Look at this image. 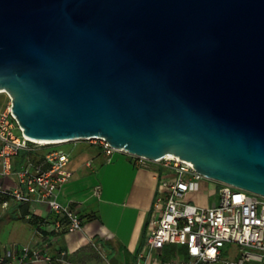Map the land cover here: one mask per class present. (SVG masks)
Segmentation results:
<instances>
[{"label":"water","instance_id":"1","mask_svg":"<svg viewBox=\"0 0 264 264\" xmlns=\"http://www.w3.org/2000/svg\"><path fill=\"white\" fill-rule=\"evenodd\" d=\"M0 92L31 140L104 138L264 197V0H0Z\"/></svg>","mask_w":264,"mask_h":264},{"label":"built area","instance_id":"2","mask_svg":"<svg viewBox=\"0 0 264 264\" xmlns=\"http://www.w3.org/2000/svg\"><path fill=\"white\" fill-rule=\"evenodd\" d=\"M7 94V93H6ZM8 95V94H7ZM21 134L17 135L16 131ZM110 158L117 152L130 155L139 165L148 162L146 157L111 146L104 138L92 140ZM64 144V143H63ZM62 145L38 144L24 134L13 113L11 99L0 107V175L11 177L14 160L22 150L31 146L53 147ZM71 156L63 149H53L40 162L30 161L17 173L16 184L0 193L10 196L21 204L46 205L52 220L39 218L36 233H75L83 229L80 214L58 200V191L70 181ZM163 166L159 193L156 198L149 233L138 264H264V197L218 182L219 199L209 207L189 201L192 193L200 190V182L206 179L194 165L180 158H164L157 161ZM101 187L95 188L100 195ZM9 207V200L2 204ZM35 210V209H34ZM32 211L29 219L36 216ZM169 244L184 247V252L164 258ZM227 244L238 248L237 257L224 249ZM0 245V264H53L56 259L30 246L13 249Z\"/></svg>","mask_w":264,"mask_h":264},{"label":"crops","instance_id":"3","mask_svg":"<svg viewBox=\"0 0 264 264\" xmlns=\"http://www.w3.org/2000/svg\"><path fill=\"white\" fill-rule=\"evenodd\" d=\"M53 149L31 146L22 150L14 160L13 175H0V188H12L17 182V173L23 167L30 161L40 162ZM61 149L71 156L69 169L72 177L58 191V200L80 214L83 229L75 233L45 232L39 235L31 219L42 217L52 220L49 208L46 205L20 204L8 208L13 211L14 219L20 217L18 220L29 226V229L19 232L17 245L30 246L53 256L56 259L53 264H138L159 193L164 171L162 164L148 162L139 165L122 152L108 158L95 143H74L70 149ZM210 181L219 190V183ZM203 185L201 181L200 189ZM98 186L101 187L99 196L95 195ZM188 199L204 207L217 202L209 201L200 190L190 194ZM14 200L11 202L15 203ZM32 211L36 216L29 219ZM1 251H5L3 245ZM14 264H19V261ZM38 264L48 263L41 261Z\"/></svg>","mask_w":264,"mask_h":264},{"label":"rangeland","instance_id":"4","mask_svg":"<svg viewBox=\"0 0 264 264\" xmlns=\"http://www.w3.org/2000/svg\"><path fill=\"white\" fill-rule=\"evenodd\" d=\"M10 101L9 96L6 93H0V107L7 105ZM17 135H20L21 132L16 131ZM74 143H94L92 140H79L67 142L62 145L53 146L51 148L60 149V148H72ZM50 148V147H48ZM203 187L200 189L201 195L206 196L209 201L219 199V192L212 181L209 179H203ZM220 186V184H219ZM11 204V201H10ZM25 229H29L27 224L25 225L22 221L13 218V211L8 208H3L2 204H0V244L6 246L8 249H13L17 243H19V232ZM19 240V241H18ZM22 244V243H20ZM23 246V244H22ZM167 248L172 251V254H180L184 252V247L177 244H169ZM232 251L234 254L232 256L233 259L237 257L238 248L233 244H227L224 249V254L227 251ZM46 263V262H45Z\"/></svg>","mask_w":264,"mask_h":264},{"label":"trees","instance_id":"5","mask_svg":"<svg viewBox=\"0 0 264 264\" xmlns=\"http://www.w3.org/2000/svg\"><path fill=\"white\" fill-rule=\"evenodd\" d=\"M11 199H13L12 197H10V196H7V195H4V194H2V193H0V204H3V202L4 201H6V200H9V207L10 208H12L13 206L14 207H16V206H18V205H20L21 203H19V202H17L16 200H14V201H16L15 203H13V202H11V204H10V201H11ZM14 204V205H13ZM8 207V208H9ZM15 213H16V211H15ZM15 219H20V217H16ZM32 220V223H33V225H35L36 226V228H38V224H39V219L38 218H33V219H31ZM37 220V221H36ZM172 255V251H170L167 247H165V249H164V258L165 259H167V258H169L170 256Z\"/></svg>","mask_w":264,"mask_h":264},{"label":"bare ground","instance_id":"6","mask_svg":"<svg viewBox=\"0 0 264 264\" xmlns=\"http://www.w3.org/2000/svg\"><path fill=\"white\" fill-rule=\"evenodd\" d=\"M0 93H4V92H0ZM34 142L38 143V144H56V143H64L66 141H57V142H49V141H38V140H33ZM167 158H177L175 156H168Z\"/></svg>","mask_w":264,"mask_h":264}]
</instances>
